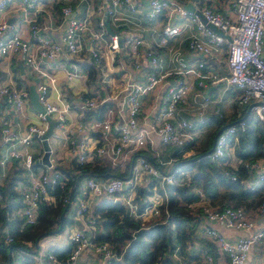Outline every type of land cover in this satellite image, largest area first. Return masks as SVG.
<instances>
[{
	"label": "built area",
	"instance_id": "obj_1",
	"mask_svg": "<svg viewBox=\"0 0 264 264\" xmlns=\"http://www.w3.org/2000/svg\"><path fill=\"white\" fill-rule=\"evenodd\" d=\"M18 3L14 7L9 0H0V11L16 10L20 15L15 26L6 20L0 22V55L19 56L34 76L37 99L42 106L41 111H36L38 121L29 122L22 129H14L4 122L0 124V164L7 165L15 161L24 169L25 179L19 180L16 185L21 205L13 211V215L23 219V224H34L41 202L49 197L54 198L50 190L60 172L50 157V165L43 164L44 169L36 168L34 165L40 162V158H35L30 149L11 147L1 154L2 147L7 144L13 146V143L29 146L34 139L41 141L40 137L48 129L50 120L54 122V128L66 131L62 144L79 164L102 155L108 156L112 164H117L126 151L136 150L148 142L151 144L154 137L162 145L178 147L184 157L193 154L192 148L185 150L183 147L193 140L195 123L178 113L189 104L190 94L194 99L199 96L196 107L198 123H204L210 98L200 96L196 84L198 87L204 86L207 78L213 84L223 83L227 88L232 87L237 93L235 102L240 107L258 102L251 110L264 121V0H229L228 12L200 5L196 10H199L205 21L194 12L195 9H185L180 0H52L47 7L42 6V0H19ZM84 7L86 12L83 14ZM42 16L46 21L41 19ZM57 18L65 19V27L59 38L55 39L49 35L48 28ZM106 22L113 30L112 34H108ZM148 22H152L150 27L145 25ZM207 23L218 27L227 37L214 32ZM188 24H192L194 30L187 36L186 47L195 55L196 58L191 59L194 62L186 63L173 56L174 63L166 67L159 50L165 48L172 52L174 47L168 44V40L184 32ZM155 26H159V30L153 40L146 30ZM9 30L12 32L8 33ZM64 50L70 58L87 61L101 72L105 71V62L114 64L116 59L120 63L125 60L134 68L146 62L151 71L142 79L125 82V112L117 109L114 118L106 122L77 120L70 126L71 106L61 96L57 101L50 99V86L55 81V61ZM217 56L226 67L223 76L205 71L206 58ZM66 68L65 76L68 79L84 77L76 64L70 62ZM162 86L164 92L159 95L161 105H158L153 120H144L141 125V118H146L142 115V95ZM80 97L77 108L79 119L108 99ZM27 103V86L0 83V106L23 113ZM213 111L216 115L222 114L219 108L214 107ZM98 127L106 132L112 130L116 134L115 141L86 147L78 135ZM244 127V121L240 120L238 124L221 130L215 137L210 159L222 157L226 153L228 137L237 128L243 130ZM263 160L259 158L245 162L244 168L248 172L243 177L229 174L227 170L224 172L231 180H238L251 189L257 188L260 183H264ZM237 164L233 165L229 161L232 168ZM178 173L180 170L175 168L163 172L157 164L138 156L132 162L129 175L124 178L85 179L83 187L87 196L71 202L72 219L78 221L80 226H75L68 234L72 247L66 264H94L81 259L83 254L89 252L97 256L98 264H109V260L116 256L108 242H94L92 239L95 234L94 220L85 213L96 200L104 195L112 196L126 205L129 213L143 224L146 219L158 217L167 210L164 200L153 193L148 196L149 204L139 212L135 200L139 184L147 181L149 176L158 178L161 186L175 183ZM3 206L5 204L0 205V209ZM190 206L201 207L202 215L196 225V236L186 247L187 255L179 254L176 248L173 255L175 264H219L220 258L225 264H245L252 247H264V223H260V220H264V201L250 208L242 205H211L201 193L200 199ZM213 223L246 234L226 237ZM0 241L4 245L13 242L6 227L0 232ZM194 254L196 258H193ZM34 258L36 264H62L50 250H39Z\"/></svg>",
	"mask_w": 264,
	"mask_h": 264
},
{
	"label": "trees",
	"instance_id": "obj_2",
	"mask_svg": "<svg viewBox=\"0 0 264 264\" xmlns=\"http://www.w3.org/2000/svg\"><path fill=\"white\" fill-rule=\"evenodd\" d=\"M107 107V103L101 105L98 109L99 113ZM216 116L219 118L218 130L226 123L236 121L234 118H225L223 114ZM242 120L245 124L244 129L237 128L228 137L226 153L222 157L212 160L208 154L195 159V156L210 149L213 143L211 137L213 136L212 139H214L216 131L204 140L205 144L200 148H195L197 140L194 136L193 140L183 147L185 150L192 148L193 154L173 162V167L180 170L175 183L161 186L158 178L149 176L147 187L138 186L135 200L139 212L149 204L148 194L152 193L151 188L154 186L156 193L164 200L167 211L158 217L149 219L155 221L142 224L139 218L136 219L129 213L126 205L110 195L101 196L98 204L86 211L85 214L94 220L93 241H106L116 252V256L109 260V264H175L173 255L176 248L179 254L187 255L186 247L189 241L196 236V225L202 215L201 207H191L190 204L199 200L201 193L211 205H242L250 208L264 201V183L251 189L238 180H231L224 172L227 170L229 174L246 176L248 171L244 168V163L264 157V121L254 117L250 112ZM238 122L230 125L238 124ZM203 125L204 123L198 126ZM176 149L174 153L182 154V150L177 147ZM176 149L173 148V150ZM230 149L240 160L235 168L229 166ZM138 156L157 164L163 172L168 171L157 162L153 155L137 151L136 157ZM39 165L35 163L34 167ZM118 167L117 164H103L96 157L82 164L73 159L69 167L55 165L60 176L50 190L54 200L42 201L36 222L28 225L23 224L21 217L13 215V211L21 205V197L16 190V185L19 180L25 179L24 169L18 166L17 168L20 169L9 171L1 176L3 172L0 165L2 178L0 205L5 204L0 209V232L6 227L13 237V242L9 245H4L0 241L1 264H36L34 254L39 251L38 241L45 236L46 232L59 226V217L64 210L60 232L74 223L72 217L69 216L73 213L71 202L81 190L84 180L87 178L104 179L107 178L106 173H115L116 176L113 177L124 178L125 172H119ZM125 169L127 170L128 167ZM71 247V244L62 249L53 247L50 251L64 263Z\"/></svg>",
	"mask_w": 264,
	"mask_h": 264
},
{
	"label": "crops",
	"instance_id": "obj_3",
	"mask_svg": "<svg viewBox=\"0 0 264 264\" xmlns=\"http://www.w3.org/2000/svg\"><path fill=\"white\" fill-rule=\"evenodd\" d=\"M10 4L14 7H17L19 5V0H9ZM190 1L193 5V7L198 9V7L201 5H208L215 8H220L224 10V12L229 11V0H180L181 4H185L186 2ZM52 0H42V6L47 7L49 3H51ZM55 8L58 6H54ZM83 14L86 12L85 7L82 9ZM12 20L9 22V20ZM20 19L19 13L17 11H0V22L3 20H6L8 24L10 25H17ZM42 20L46 21L45 17H41ZM110 25V24H109ZM65 27V19L62 20V18H57L56 21L51 22L48 33L53 38L57 39L59 38V34L63 31ZM111 27V26H110ZM19 28V25L17 26ZM112 29V28H111ZM159 30V26H155L153 29L146 30L147 35L151 39H155L156 32ZM194 30V27L192 24H188L186 30L179 34L178 36L174 38H170L168 40V44L171 45L173 48L172 52H168L165 48L159 50L160 54L163 56V61L165 66H169L172 62L173 56L177 57L178 59L184 61V62H194V60L191 61V59H195V55L193 53H190L187 50L186 47V40L187 36L191 31ZM108 31V30H107ZM8 33L12 31H7ZM110 34V32H108ZM104 54V53H103ZM119 55V54H118ZM221 57V55H220ZM170 59V61H169ZM71 64H76L80 70V72L84 75V77H73L71 79H68L65 76L66 73V67ZM55 69H54V75H55V81L50 86V99L53 101H57L58 97L61 96L65 99V101L71 106L70 116L68 122L70 123V126H73L77 120H88V121H99V122H106L110 119L114 118V113L117 111V109H122L125 112V93L124 90L125 82L128 81H134L139 80L144 77V75L151 71V68L146 64V62H143L142 66L139 68H134L132 65H130L125 60L120 63L118 59L115 60L114 64H109L105 62L104 72H101L99 68L91 66L87 63V61H81L79 59H73L70 58L67 54V52L64 50L60 57L55 61ZM178 67V66H176ZM205 71H208L210 74H223L226 73V67L224 64V61L219 60V56L216 58H206V66ZM124 72V73H122ZM174 80V79H172ZM0 83H7V84H20L19 86H27L28 91L30 85H34V76L30 73V71L27 69V67L24 65L23 61L19 58L17 54H9V55H0ZM196 84V81H195ZM36 89V88H35ZM196 91L199 93V95H206L210 98V104L208 106L206 115L204 117V125L198 123V115H197V104L199 101V96L194 99L193 95L190 94L189 96V104H187L184 108L178 109L179 116L185 117L192 122L195 123V128L192 132L193 136H196V144L195 148H200L202 145L205 144L204 141H199L197 137L201 134L205 135V131H211L214 133L218 130L217 122L219 118L214 114L213 108H219L220 112L224 115L225 118H234L236 120H239L243 117H245L249 112L253 114L255 117L253 111L250 109L249 112H247L249 106L247 107H240L236 104L235 98H236V91L232 87H226L225 84H213L211 82V79L207 78L205 79V85L198 87L196 84ZM164 92V88L157 87L154 91L150 93H145L142 95V115L146 118H141L140 124L143 125L144 120L152 121L155 115V111L158 107V105H161V101L159 99V95ZM87 95L88 97L96 96L99 99L108 97L107 101L102 102L98 107L88 110L85 115H83L80 119L78 118V105L80 102V96ZM107 103L108 107L104 109L102 113H99L98 109L101 105ZM245 108L246 111H245ZM37 109L33 106V104L30 101L29 97V103L26 105V109L23 113H20L12 108H3V106H0V124L2 122L7 123L9 126H11L14 129H22L25 125H27L29 122H37V116H36ZM245 111L244 115L241 117L243 112ZM239 118V119H238ZM56 128V127H55ZM54 126L52 130V134H54ZM57 129V134L55 135L56 139L58 138L59 142L56 140L55 144L51 145V154L50 159H53L54 165H60L63 167H69L71 164L73 158L71 155H69L66 146H64L62 143L64 141V136L66 131H60L59 128ZM215 133V134H216ZM51 136V135H50ZM67 136V135H66ZM114 132L112 130H109L108 132L104 131L102 127H98L95 130L92 131H83L81 134L78 135L79 140L85 143L86 147L91 148L94 145H101V144H107L110 142L115 141ZM213 141V139H212ZM4 145L2 147V152H5V150L15 147L19 150H25L26 148L30 149L34 155L35 158H41L43 154V146L39 139H34L33 143L29 146H24L20 143H13ZM169 148V149H167ZM176 149V147L173 146H165L162 145L157 137H154L153 143H146L144 146L139 147L136 150H128L126 151V154L121 156L119 160L117 161V165L119 166V172H125L126 176L129 175L130 169L132 166V162L134 158L136 157L137 151L147 152L150 155H153V157H156V160L159 164H162L163 168L167 171H170L173 167V162L179 158H184L182 154H176L172 152V150ZM178 148V147H177ZM177 151V149H176ZM232 149H230V155L231 159L230 162L233 165H236L239 161V159L232 153ZM181 155V156H180ZM98 160H101L103 164H112L111 159L106 156H98L96 157ZM155 159V158H154ZM261 159H264L262 157ZM264 161V160H263ZM237 162V163H236ZM15 161H10L7 163V165H1L2 168V174L1 176L6 175L9 171H14L18 166L21 167L18 163ZM40 165L36 168L44 169L45 166L38 162ZM153 163V162H152ZM179 164V163H178ZM113 165V164H112ZM128 167L126 170L125 168ZM22 168V167H21ZM19 176L18 174H16ZM0 176V183L2 182V178ZM125 176V177H126ZM140 187L144 186L147 187V181H144L139 184ZM152 193H156L155 186L151 188ZM148 194V195H151ZM1 195V194H0ZM76 197L73 199L74 201H77L81 197H86V190L83 187V183L81 185V190L75 195ZM101 198V197H100ZM100 198L95 201V203L92 206H95L100 201ZM161 198V197H160ZM54 200L53 198H47V202H50ZM71 211V210H70ZM70 213V212H69ZM70 217H72V213L69 214ZM260 223H264L262 220H260ZM80 226L79 224H76L75 221L71 226H66L65 229L60 233H51L46 234L38 241V246L43 248V250H50L53 247L56 248H65L70 244L68 240V234L70 233L71 229H73L75 226ZM214 227H216L224 236L226 237H233L235 235H244L246 232L240 231V230H231L226 227H224L220 223H213ZM37 246L38 250L39 247ZM195 255V254H194ZM193 258H196L193 256ZM82 260H89L92 261L94 264H98L97 256L92 253H85L81 257ZM219 264H225V261L220 258ZM245 264H264V247H252V250L246 260Z\"/></svg>",
	"mask_w": 264,
	"mask_h": 264
},
{
	"label": "water",
	"instance_id": "obj_4",
	"mask_svg": "<svg viewBox=\"0 0 264 264\" xmlns=\"http://www.w3.org/2000/svg\"><path fill=\"white\" fill-rule=\"evenodd\" d=\"M183 7L187 10H194L195 8L193 7L192 3L190 1L186 2L185 4H182ZM194 12L203 20L205 21V19L203 18V16L200 14L199 10H194ZM72 14L69 16L71 17ZM12 20L10 19L9 22H11ZM207 25L212 29L214 30V32H216L217 34H220V35H224L225 37H227L226 34H224L218 27L214 26L213 24L211 23H207ZM106 28L108 30V32H110L111 34L113 33V30L111 29L109 23L106 22ZM37 91L34 87V85H30L29 87V97H30V101L31 103L33 104V106L37 109V110H42V106L40 104V102L38 101L37 99ZM256 103L258 102H253L249 105V108L247 110V112H249V110L251 109V107L253 105H255ZM242 120L239 119V120H236L234 122H238ZM234 122H229V123H226L225 125H223L219 130L218 132L216 133V135L221 131L223 130L224 128H226L227 126H229L230 124L234 123ZM53 126H54V122L52 120H50L49 122V126H48V129L46 130V132L40 137L41 138V143H42V146H43V154L40 158V162L44 165H50V159H49V156H50V150H51V147H50V144H49V140L48 138L50 137V135L52 134V130H53ZM215 135V137H216ZM215 137L213 139V143H212V146L210 147L209 150H207L206 152H204L203 154H199L197 156H195V159H198L200 158L202 155H208L212 150H213V144H214V140H215ZM172 171V169L170 170ZM113 176H116L115 173H106L105 174V177H113ZM64 213H65V210L60 214V224L59 226L54 229V230H51L49 232H46L45 235L48 233V234H51V233H59L61 230H62V221H63V217H64ZM76 224H78V221H75ZM62 264H66L65 262L62 263Z\"/></svg>",
	"mask_w": 264,
	"mask_h": 264
},
{
	"label": "rangeland",
	"instance_id": "obj_5",
	"mask_svg": "<svg viewBox=\"0 0 264 264\" xmlns=\"http://www.w3.org/2000/svg\"><path fill=\"white\" fill-rule=\"evenodd\" d=\"M145 25H146V27H150V26L152 25V22H148V23H146ZM54 130H55V131H54V134H51V136L49 137V143H50V144H55L56 140L59 142L58 138L56 139V137H55V135L57 134V129L55 128ZM211 134H212L211 131L206 130V131H205V135H204V134H201V135H199V136L197 137V139H198L199 141L202 142V141L206 140L208 136H211ZM205 136H206V137H205ZM212 138H213V136L211 137V141H212ZM174 151H176V150H172V152H174ZM154 194H155V193H154ZM149 219H150V218L146 219V220L143 222V224H146V223H150V222L155 221V220H149ZM38 247H39V250H43V248L40 247V245H39ZM213 250H214V249H213ZM213 250L211 251L212 253H214Z\"/></svg>",
	"mask_w": 264,
	"mask_h": 264
}]
</instances>
